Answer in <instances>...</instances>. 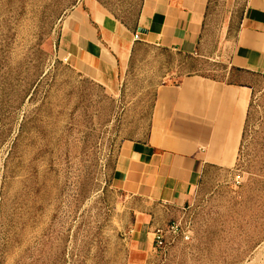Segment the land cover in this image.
I'll use <instances>...</instances> for the list:
<instances>
[{
    "label": "rangeland",
    "instance_id": "1",
    "mask_svg": "<svg viewBox=\"0 0 264 264\" xmlns=\"http://www.w3.org/2000/svg\"><path fill=\"white\" fill-rule=\"evenodd\" d=\"M78 1L0 0V264H264V75L229 66L245 0H208L193 55L136 41L112 91L59 51ZM97 1L129 27L144 2ZM190 75L251 90L233 165L205 167L182 207L113 189L157 87Z\"/></svg>",
    "mask_w": 264,
    "mask_h": 264
},
{
    "label": "crops",
    "instance_id": "2",
    "mask_svg": "<svg viewBox=\"0 0 264 264\" xmlns=\"http://www.w3.org/2000/svg\"><path fill=\"white\" fill-rule=\"evenodd\" d=\"M207 10L208 0H144L135 33L142 43L193 55ZM135 33L96 0H79L64 18L59 51L79 75L112 91L128 67ZM229 66L264 72V0H245ZM250 95L246 85L199 75L157 87L150 133L143 142H122L110 186L182 207L205 167L233 165Z\"/></svg>",
    "mask_w": 264,
    "mask_h": 264
},
{
    "label": "built area",
    "instance_id": "3",
    "mask_svg": "<svg viewBox=\"0 0 264 264\" xmlns=\"http://www.w3.org/2000/svg\"><path fill=\"white\" fill-rule=\"evenodd\" d=\"M132 39H133V41H139L140 40L139 39V35L137 33H135L133 35ZM262 75H264V72L262 73ZM170 230H172V232L175 233V234H179L177 226H172L170 228ZM182 235H183L184 239H187L186 235H184V234H182ZM152 239H153V244H154L156 249L162 250L164 248L165 243H164V240H163L162 232L160 230H156L153 233Z\"/></svg>",
    "mask_w": 264,
    "mask_h": 264
},
{
    "label": "trees",
    "instance_id": "4",
    "mask_svg": "<svg viewBox=\"0 0 264 264\" xmlns=\"http://www.w3.org/2000/svg\"><path fill=\"white\" fill-rule=\"evenodd\" d=\"M97 1V0H96ZM98 2V1H97ZM117 20V19H116ZM119 21V20H117ZM126 29L130 30L131 32L135 33L136 31V20L134 21L133 25L132 26H127L125 25L123 22L119 21ZM132 53V52H131Z\"/></svg>",
    "mask_w": 264,
    "mask_h": 264
}]
</instances>
